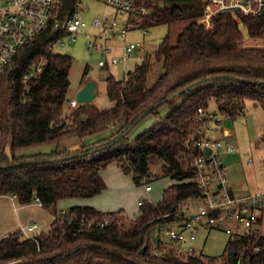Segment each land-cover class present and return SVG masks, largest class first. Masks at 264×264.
I'll return each instance as SVG.
<instances>
[{
	"label": "trees",
	"instance_id": "1",
	"mask_svg": "<svg viewBox=\"0 0 264 264\" xmlns=\"http://www.w3.org/2000/svg\"><path fill=\"white\" fill-rule=\"evenodd\" d=\"M145 1L153 13L143 26L187 24L175 44L166 37L153 53L162 72L152 85H148L153 68L149 54L122 80L106 78L107 95L114 103L110 109L99 110L91 104L70 109L72 58L49 49L65 36L62 31L49 27L41 32L20 49L7 69L0 107V195L15 196L20 205L39 199L54 219L46 232L33 239L21 231L1 238L0 264H264V236L254 231L230 236L217 257L200 252L187 258L172 253L155 257L151 252L156 219L200 194L192 181L196 174L192 159L200 149L186 144L207 122L199 120L197 110H209L214 103L222 117L235 118L246 101L264 108V48L240 47L246 37H264V17L236 22L229 14H218L213 17L214 27L205 29L197 23L203 14L202 0ZM80 3L62 0L60 14H72ZM38 58L46 65L25 88L19 79ZM187 87L143 117L157 116L151 128L132 141L129 132L111 143L150 106ZM163 107L165 116L158 112ZM112 127L115 134L89 140ZM78 143L79 147L69 149ZM7 144L11 160L4 154ZM260 144L264 148V138ZM95 148L99 150L91 153ZM111 163L132 174L135 184L150 177H169L174 183L158 203L142 202L133 219L124 218L122 210L102 212L91 206L58 210L62 200L101 194L106 188L101 171ZM156 164L161 165L159 175L151 173ZM84 219L93 221L94 227H86ZM104 221L108 224L99 228L97 224Z\"/></svg>",
	"mask_w": 264,
	"mask_h": 264
},
{
	"label": "built area",
	"instance_id": "2",
	"mask_svg": "<svg viewBox=\"0 0 264 264\" xmlns=\"http://www.w3.org/2000/svg\"><path fill=\"white\" fill-rule=\"evenodd\" d=\"M94 1L102 2L126 15L128 23L121 29L118 38L125 39L128 33L133 31H138L142 36L147 35L148 28L143 26V22L150 20L153 11L146 5L145 0ZM202 1L203 14L199 22L205 29L213 28V17L218 14H229L236 22L245 17H264V0ZM61 6L62 0H0V107L2 83L7 69L20 49L49 27L62 31L65 35L51 43L50 50L54 52L57 44L63 45V39L75 41L77 36L82 34L86 39L87 49L99 55L97 65L100 68L106 65H125L134 51L145 49L144 42H129L121 46L101 42L100 35L92 32L102 27L99 19L94 18L87 26L76 11L61 15ZM45 65L43 58L29 63L24 75L19 79L20 83L28 88V80L41 73ZM77 105L75 98L70 100V107L75 108ZM197 113L199 120H207L206 125L198 135L189 137L186 144L200 149L192 159V167L196 170L192 181L199 188L200 194L182 201L174 212L156 219L151 243V252L155 257H161L164 253H172L179 258L197 256L199 252L193 244L202 229L222 231L229 236H238L246 231L258 233L254 227L260 216L257 209L264 211V191L244 197L231 194L227 166L222 157L224 154L234 153L237 149L224 139L205 136L206 129L219 121L218 117L215 118L219 114L217 110L199 108ZM206 150H209V153ZM250 163L249 160L247 164ZM150 190L151 187L146 185L145 191ZM34 203L41 206L39 199H35ZM141 204L142 201L137 202L138 206ZM106 224L108 221L97 225L103 228ZM94 225L93 221H87L86 227L92 228ZM36 230L37 225L33 223L21 227L19 231L26 238L33 239ZM156 238L158 242L155 241Z\"/></svg>",
	"mask_w": 264,
	"mask_h": 264
},
{
	"label": "rangeland",
	"instance_id": "3",
	"mask_svg": "<svg viewBox=\"0 0 264 264\" xmlns=\"http://www.w3.org/2000/svg\"><path fill=\"white\" fill-rule=\"evenodd\" d=\"M76 12L85 21L87 26L91 24L94 18L102 22V28L92 31L93 34L100 35L104 29L109 30V25H114L112 31L115 37L110 39L103 37L100 40L103 43L112 46H121L129 42L145 43V49L134 51L131 59L125 65L108 67L106 69L98 67L99 55L87 49L86 39L82 34H79L75 41L63 39V45L57 44L55 46L54 53L69 55L72 58L67 99L71 100L75 97L79 86L83 82L93 81L95 83V97L89 104L99 110H107L114 105L107 95L106 78L112 75L116 79L122 80L125 74L129 70H132L136 64H140L147 54L151 55L150 62L153 66L148 76V85H152L162 72V67L159 63L155 62L153 53L159 48L166 37H168L171 44H175L179 33L187 24V22H176L171 25L154 26L147 29L148 33L146 36H142L137 31L128 33L125 39H120L117 35L127 24L125 14L118 12L111 6L94 0H81ZM200 20L199 17L197 19L198 24H200ZM259 41L258 43L264 44V37L259 38ZM68 106L67 104L66 107ZM70 109L74 108L70 107ZM163 109H159L158 112H161ZM209 110L216 111L214 103L210 105ZM217 117L219 119L218 123L210 125L204 133L205 136L213 139L225 138L227 142L236 146L241 153L242 159L246 160L250 158L252 164L248 167H241L243 170H240V175L242 177L245 176L249 190L253 191L257 187L264 191V148L260 144L264 138V108L254 106L252 101H246L245 109L235 118L222 117L219 114L215 118L217 119ZM157 120V116L152 114L147 115L130 131L128 139L130 141L134 140L139 134L151 128ZM115 129V127H112L101 134L91 136L89 140H96L103 135L115 134ZM225 130L230 132L227 137L224 134ZM74 147H79V145H75ZM74 147L70 146L69 149H73ZM4 154L11 160L12 154L9 144L5 146ZM161 171L160 164L151 167V173L154 175L161 174ZM101 177L106 185L105 190L101 194L91 199L62 200L57 204L58 210L64 211V209L75 206L77 203H82L84 205L90 204L94 208L104 211L122 210L124 218L133 219L139 212L138 201L156 204L162 199L164 190L174 183L169 177H150L148 180L143 179L139 184H135L133 175L125 174L116 163L109 164L101 171ZM146 185L152 188L151 192L145 191ZM257 212L263 217L261 234L264 236V211L263 209H257ZM36 221L40 226L42 225L41 220ZM229 238L230 236L222 231H206L202 229L193 245L198 252L207 256L217 257L222 255Z\"/></svg>",
	"mask_w": 264,
	"mask_h": 264
},
{
	"label": "crops",
	"instance_id": "4",
	"mask_svg": "<svg viewBox=\"0 0 264 264\" xmlns=\"http://www.w3.org/2000/svg\"><path fill=\"white\" fill-rule=\"evenodd\" d=\"M126 21H127V19H126ZM127 23H128V21H127ZM110 26L111 25L108 26L109 30L104 29L102 34H100V40H102L103 37L105 39H110V38L115 37V34L112 31V28H110ZM133 32H136V31H133ZM260 41H259V38H246L244 40V42L241 44V47H243V48H263L264 44L258 43ZM84 84H85V82H83L79 86L78 90H80ZM163 108L164 109L160 112L161 116H165V114L167 112L166 108L165 107H163ZM229 133L230 132L227 130L224 131V134L226 137L229 136ZM223 139L226 140L225 138H223ZM78 145H80V144L79 143L76 144V146H78ZM72 147H74V146H72ZM222 158H223L224 163L227 166V174H228V179H229V189H230V192L233 196L244 197V196L263 192L262 189H258L257 187L253 191L249 190L247 188L248 186L246 184L247 181H246L245 176L242 177L240 175V172H241L240 170H243L241 167H243V166L248 167L252 164V160L250 158H248L246 160L242 159L241 153L238 149L234 153L224 154ZM249 160L251 161V163L248 165L247 162ZM151 191H152V188L148 192H151ZM72 200H79V199H72ZM76 205L93 207L90 204L84 205L82 203H77ZM97 210L102 211V212H114V211H116V210H110V211L105 210L104 211L101 209H97ZM53 219H54V217L51 213H49V211L43 209L41 206L37 205L36 203H31L28 205H20L17 202L16 198H13L12 196H9V195H0V239L11 234V233L19 231L21 227H24V226H27V225H30L33 223H35L37 225V230L35 231V233L33 235H35V236L39 235L40 233L46 232L48 230ZM36 220H38V221L41 220L42 225L40 226ZM262 222H263V217L260 215L259 220L254 227V229L261 236H263L261 234ZM204 230L216 231V230H209V229H204Z\"/></svg>",
	"mask_w": 264,
	"mask_h": 264
},
{
	"label": "water",
	"instance_id": "5",
	"mask_svg": "<svg viewBox=\"0 0 264 264\" xmlns=\"http://www.w3.org/2000/svg\"><path fill=\"white\" fill-rule=\"evenodd\" d=\"M94 87H95V83L93 81H87L80 90H78L75 94V100L77 104H89L90 102L93 101L94 97H95V93H94ZM188 89H190V87L184 88L182 89L180 92L175 93L173 95H171L170 97L150 106L143 114H141L134 122L133 125L130 126L128 129H126L121 135L117 136L116 138H114L112 140L111 143H115L117 141H119L122 137L126 136L132 129L133 126H135L140 120L143 119V117L150 111L159 108L161 105H163L165 102H168L174 98H176L177 96H179L181 93L187 91ZM104 148V147H102ZM99 150V148H95L92 151H90L91 153L95 152ZM207 153H209V150H206ZM53 161V160H51ZM33 163L39 162V161H32ZM29 163V162H26ZM25 164V163H24ZM156 242H158V238L155 239ZM145 251V247H143L141 249V252Z\"/></svg>",
	"mask_w": 264,
	"mask_h": 264
}]
</instances>
